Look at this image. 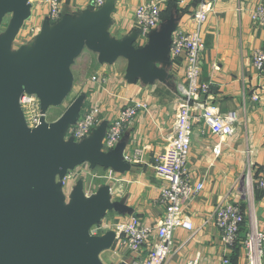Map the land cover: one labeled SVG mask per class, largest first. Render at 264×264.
<instances>
[{
	"label": "crops",
	"instance_id": "crops-1",
	"mask_svg": "<svg viewBox=\"0 0 264 264\" xmlns=\"http://www.w3.org/2000/svg\"><path fill=\"white\" fill-rule=\"evenodd\" d=\"M40 1L28 2L25 30L19 31L31 33L25 44L28 59L34 56L43 34L58 28L75 29L91 21L105 24L102 36L107 41L131 51L103 60L99 52L84 48L73 62L81 68L77 90L70 103L53 107L56 112H52L50 122L57 121L76 102L79 107L74 117L84 115L91 107L99 109L103 124L88 135L86 144L111 161L92 168H97L96 171L106 167L105 172L112 168L118 180L111 187V208L99 221L102 236L117 221L130 216L154 228L163 215L159 205L162 182L155 176L154 166L172 134L175 104L186 84L184 57L172 54L170 36L194 29L192 18L200 0H159L160 23L147 36H141L137 30L133 12L150 0H107L102 9H95L90 0H59L60 17L56 23L49 22L47 3L41 7ZM212 1L213 11L202 27L205 50L199 76V81L209 83L210 89L193 106L195 120L187 164L192 183L202 182L203 189L184 206L183 214L192 230L174 232L167 264L193 260L198 264H220L225 258L230 264H248L243 246H224L214 225V207L223 200L241 206L243 240L251 221L264 234V193L255 188L251 192L247 187L248 178L255 183L259 174L264 173V70L258 72L252 65L254 50L264 46V28L251 19L253 10L264 0ZM255 94L259 99L254 102ZM133 101L145 104L146 108L125 127L119 145L106 149L104 140L109 123ZM204 102L229 119L234 128L231 137L220 140L204 126L199 119ZM216 145L220 146L218 156L212 152ZM78 170L76 166L60 178L64 188L79 182ZM103 252L112 258L109 264H124L132 258L116 239Z\"/></svg>",
	"mask_w": 264,
	"mask_h": 264
},
{
	"label": "water",
	"instance_id": "water-1",
	"mask_svg": "<svg viewBox=\"0 0 264 264\" xmlns=\"http://www.w3.org/2000/svg\"><path fill=\"white\" fill-rule=\"evenodd\" d=\"M29 1L0 0V19L13 14L11 34L25 20ZM104 28L103 22L91 21L43 34L31 59L24 46L6 61L8 47L0 43V264H102L99 254L112 246L113 232L88 234L111 208L109 186L88 199L78 195L77 187L66 211L52 191L56 175L83 163L94 167L111 161L90 149L89 137L79 142L67 138L63 146L66 132L79 118L74 117L79 103L55 122L42 118L35 129L26 126L19 105L27 94L39 99L42 113L59 106L71 90L70 67L84 48L99 52L103 60L131 52L103 38Z\"/></svg>",
	"mask_w": 264,
	"mask_h": 264
},
{
	"label": "built area",
	"instance_id": "built-area-1",
	"mask_svg": "<svg viewBox=\"0 0 264 264\" xmlns=\"http://www.w3.org/2000/svg\"><path fill=\"white\" fill-rule=\"evenodd\" d=\"M95 9H100L106 0H90ZM159 0H150L138 5L133 12V19L141 36H147L160 23ZM48 20L56 23L60 17L59 0H47ZM213 11L212 0H200L193 15L194 29L189 33L174 32L171 35V52L174 56L184 57L185 87L181 97L175 104V122L167 144L157 158L154 166L155 176L162 182L159 205L163 208V215L154 228L145 225L138 217L130 216L117 221L111 232L120 247L126 248L132 258L124 264H167L173 247V234L177 229L192 230L189 219L184 216V206L199 195L203 183H192L188 172V156L191 148L193 122V106L201 96H207L210 84L199 81L201 58L205 50L202 27ZM253 22L264 28V1L256 7L252 14ZM252 65L255 70H264V46L254 50ZM259 96H252L257 101ZM19 105L26 126L29 129L37 128L41 119L48 122L47 112H41L40 101L35 95L24 94L19 99ZM146 105L133 101L120 110L117 117L109 123L104 146L113 149L121 139L123 131ZM202 113L199 119L204 126L220 140H225L234 134V128L228 118H223L218 111L207 102L201 106ZM99 109L91 107L80 116L75 124L67 131V138L79 142L97 127L100 120ZM197 119V117H196ZM198 120V119H197ZM264 136V125L263 133ZM214 156L220 153V146L212 149ZM106 179L112 184L118 182L111 170L107 171ZM248 190L258 189L264 193V173L259 174L255 183L247 179ZM214 225L220 234L224 246L233 247L242 245L248 264H261L264 258V234L257 230L254 221H251L244 240L241 236V225L244 221L242 208L238 202L223 200L214 207ZM102 228L92 226L88 234L90 237H101ZM146 248L148 252L146 254ZM144 254V255H143ZM184 264H198L197 260L187 261ZM220 264H230L227 258Z\"/></svg>",
	"mask_w": 264,
	"mask_h": 264
},
{
	"label": "rangeland",
	"instance_id": "rangeland-1",
	"mask_svg": "<svg viewBox=\"0 0 264 264\" xmlns=\"http://www.w3.org/2000/svg\"><path fill=\"white\" fill-rule=\"evenodd\" d=\"M34 1V0H31ZM30 2V1H29ZM40 6L43 7L47 0H41L39 2ZM13 19V14H6L0 19V43H5V45L8 47L7 54L5 60L8 61L12 57L11 55L15 52L16 49H20L21 47L26 46L25 44H28L29 41L27 39L31 37V33H19L20 30H25L23 27V23L20 26V28L16 31V33L11 34L10 33V24ZM81 70L80 67H77L75 64L70 67V73L72 76V86L71 90L68 93V95L65 97L63 101V105H66L69 100L74 96L75 91L77 90V84H78V72ZM70 103V102H69ZM48 119L49 121L52 118V112H56L53 107H47L46 109ZM67 140V132L64 136L63 140V146H65V142ZM79 170L76 173V181L79 180V182L76 185H73L71 188H64V184L61 183L60 178L63 175H56L53 182V193L60 198L61 200V208L63 211H66L69 207V204L72 201V196L74 194V191L77 187H80V190L78 195L82 194L83 199H88L92 195L95 194L97 190H102L105 187L110 186L111 181L106 179L107 171L105 172V168L99 167L98 170L94 171L97 168H92L90 165H79ZM81 170L82 173H81ZM75 181V182H76ZM75 184V183H74ZM59 185V187H58ZM100 222L96 225L99 226ZM112 258L109 257L108 252H103L100 254V262L102 264H109L111 262ZM114 262V261H113Z\"/></svg>",
	"mask_w": 264,
	"mask_h": 264
}]
</instances>
